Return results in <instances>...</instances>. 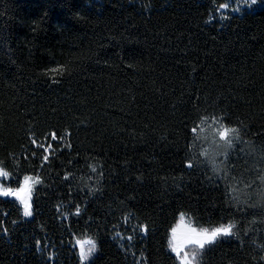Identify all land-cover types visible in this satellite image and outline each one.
<instances>
[{"label":"trees","instance_id":"16d2710c","mask_svg":"<svg viewBox=\"0 0 264 264\" xmlns=\"http://www.w3.org/2000/svg\"><path fill=\"white\" fill-rule=\"evenodd\" d=\"M224 3L0 0V165L10 187L42 180L31 220L0 198V264H81L73 241L87 238V264H176L180 214L196 228L237 224L240 238L200 264H264V211L230 204L243 183L226 195L205 149L188 147L202 115L224 113L248 142L232 174L264 169V5L220 22Z\"/></svg>","mask_w":264,"mask_h":264},{"label":"snow or ice","instance_id":"6c2138e0","mask_svg":"<svg viewBox=\"0 0 264 264\" xmlns=\"http://www.w3.org/2000/svg\"><path fill=\"white\" fill-rule=\"evenodd\" d=\"M258 3L259 0H245L246 7L256 6ZM220 8L228 9L229 4H221ZM239 11V7L233 9V12ZM53 71L57 70L54 69ZM53 82H55V80H53ZM205 124H209L213 129L212 143L215 148L214 155L210 160L207 159L206 151H201L199 153L200 156L206 157L204 162L209 164L210 170L213 173L209 179H222L225 183L226 195L229 194L227 192L228 188H231L232 192L235 193L237 191V185L243 183V189L240 190V194L231 195V199L228 202L230 204L235 203L236 205L243 203L249 209L264 211V169H255L253 178L245 179L244 173L249 171L247 162H245L239 175L232 174L229 168L230 158L236 151V145L248 143L242 139L239 125L233 124L224 113H208L202 115L199 123L191 127L192 141L188 146L190 149H195L198 146V141L201 140L199 132L204 130L203 126ZM52 139H57L55 133L52 134ZM32 143L35 145L36 141L33 140ZM39 147H43V145H39ZM50 147L49 145L48 148L44 149L46 153L49 151ZM240 151L253 153L255 148L253 145H249L247 149L241 148ZM262 151H264V149H262ZM33 155H35V153H33ZM193 155L195 156L196 153L193 152ZM48 160L49 155H44L43 161L48 162ZM89 167H91L92 172L95 173L97 171L95 165L90 164ZM186 167L189 169L193 167L191 159L186 164ZM102 174L101 172V175ZM70 175L71 173L64 175L63 179L68 180ZM0 177L10 178V173L6 171L2 165H0ZM40 183H42V180L39 176L31 175H25L18 187L5 186L3 183H0V198H14L22 208L23 216L31 217L33 215L32 192L35 186ZM249 189H251V191H248ZM237 211L243 212L245 209L238 207ZM75 214H80L79 208L76 209ZM180 219L183 221V214H181ZM253 223H255V221H253ZM141 230L147 231L146 227L143 226ZM116 235L119 236L120 233ZM227 238H240L237 224L231 220L227 223H221L219 226L211 229L196 228L191 224H181L171 229V239L169 240L170 251L176 255L179 264H200L201 253L204 252L206 248H211L220 240ZM128 240L131 241L132 236H129ZM76 246L79 248L81 264H86L94 254L96 242L91 238L84 240L77 239ZM185 249H187V251Z\"/></svg>","mask_w":264,"mask_h":264},{"label":"rangeland","instance_id":"374dc122","mask_svg":"<svg viewBox=\"0 0 264 264\" xmlns=\"http://www.w3.org/2000/svg\"><path fill=\"white\" fill-rule=\"evenodd\" d=\"M227 4H229V8L228 9L219 8L218 11H217L216 19L218 21H220V22H223V21H225L226 19H228V18H230L232 16H240L246 11H252L254 9H257L260 6L264 5V0H259L258 5L252 6V7H246L245 6V0H227ZM236 7L240 8L239 12H233V9L236 8ZM203 128H204V130L199 132V134L201 136V140L198 141V146L199 145L202 146L205 149V151L208 152V158L210 160L213 157L214 152H215V148H214V145L212 143L213 129L209 126V124H205L203 126ZM9 182H10V178L0 177V183H3L5 186H9ZM32 195H33V192H32ZM8 199L14 200V198H8ZM18 205H19V203H18ZM22 215H23V212H22ZM32 216L31 217H24L23 216V219L24 220H31ZM180 217H181V214L178 216L177 223L173 227H177V226H179L181 224H191L192 225L190 219H188V217L186 215H184L183 221L180 219ZM170 239H171V230H170L169 236H168V250L171 253V255L175 258L176 264H179V260L177 259L176 255L170 251V245H169V240ZM82 240H84V239H82ZM73 247L77 250V254H78V257H79V248L76 246V239L73 241ZM185 250L187 251V249H185ZM95 255H96V248H95L93 256L86 262V264L88 262H90V260ZM79 260H80V258H79ZM80 263H81V261H80Z\"/></svg>","mask_w":264,"mask_h":264}]
</instances>
